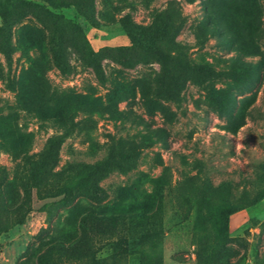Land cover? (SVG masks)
<instances>
[{"label": "rangeland", "instance_id": "374dc122", "mask_svg": "<svg viewBox=\"0 0 264 264\" xmlns=\"http://www.w3.org/2000/svg\"><path fill=\"white\" fill-rule=\"evenodd\" d=\"M9 6L10 59L0 47V264H154L147 256H116L110 245L143 236L151 222L129 215L158 205L152 219L163 233L156 264H205L203 246L217 230L201 214L220 202L227 237L216 264H264V0H14ZM163 12L183 20L176 36L183 54L170 65L179 86L156 58L130 46L122 27L126 15L147 25ZM217 25L235 34L236 44L219 40ZM59 29L69 41L70 73L54 63ZM120 47L135 57L133 66L110 54ZM88 49L103 52L104 81ZM54 136H64L57 170L111 152L133 158L100 182L104 201L79 196L64 205L62 194L31 187L25 152L8 142L30 138L31 155ZM163 173L169 183L159 202L155 179ZM185 195L196 201L192 210ZM88 209L128 216L96 230L91 220L82 225Z\"/></svg>", "mask_w": 264, "mask_h": 264}, {"label": "trees", "instance_id": "16d2710c", "mask_svg": "<svg viewBox=\"0 0 264 264\" xmlns=\"http://www.w3.org/2000/svg\"><path fill=\"white\" fill-rule=\"evenodd\" d=\"M14 2V0H0V17L2 20V25L0 26V47L4 50L7 57L11 58L12 44L10 41V35L12 32L13 24V11L10 9L9 3ZM178 15V14H177ZM213 18V17H211ZM213 20H215L213 18ZM183 20L174 19L172 13L163 12L156 16L154 21L150 24L144 25L139 24L131 19L129 15H126L122 19V27L128 33L131 38V47L133 49L142 52L144 57H154L162 65L165 76L169 80L179 86L181 79L176 76L174 71L171 70L170 65L175 61L180 60V56L183 54L181 45L176 41V36L178 35ZM225 27L216 26V31L219 40L226 42L230 45L236 44L235 34L228 33ZM5 34V37H4ZM2 36L4 41L2 42ZM68 39L66 34L62 30H58L57 38L52 42V53L55 65L63 73H70L72 66L67 58V46ZM162 43L166 44L168 48L162 47ZM73 47H76L74 43H71ZM103 52L94 51L93 49L87 50V59L91 66L94 68L97 76L101 81L105 79V73L103 65L101 62ZM113 54V58L120 64L130 67L133 66L137 61L135 57L128 52L127 47H120L116 50L110 51ZM206 68L203 70L205 71ZM61 98L56 100L57 104H61ZM80 103H85V99H80ZM64 116L69 112L68 103H64ZM97 105L93 104L89 109L93 111L96 109ZM226 113L231 114L230 111ZM30 138L24 137H12L9 139V144L11 150L15 152H25V161L29 168V181L31 187L38 190L47 189L48 193L46 196H57L62 194L59 200L64 205L69 204L74 199L79 196H84L94 202H102L107 197V191L100 185V182L109 174L113 168H119L121 170H126L127 166L124 162H128L133 155L127 153L126 155H121V160L118 159L114 152H111L106 159L100 160L96 163H75L69 164L65 169L57 170V166L60 159V150L64 143V136H54L50 138L46 146L42 151L34 153L31 155L27 154V144L30 143ZM70 173V176L64 177L66 174ZM63 179V181H61ZM155 194L159 202H161L165 186L168 185L169 181L166 174H161L155 179ZM204 187V186H203ZM207 187H209L207 185ZM205 191V188L203 189ZM27 196L30 195V191L27 192ZM44 196V195H42ZM185 202L188 204V210H192L196 201L192 203L191 198L186 195ZM156 209L147 210L144 209L139 213H131L129 216H141L147 221H150L151 226L146 230L145 234L134 242L126 238H118L116 241L111 243L112 253L116 256L125 255H142L147 256L154 264L162 259L161 243L159 238L163 233L162 228L158 222H154L152 219L157 215ZM226 208L224 202H220L217 208H209L201 214L203 217V223L206 220L213 221V225L217 230V235L212 242L203 246V251L207 250L208 257L205 259V264H216V259L219 255L226 250L225 240L227 237L226 227H224L223 212ZM215 209V210H213ZM128 216L124 213H98L93 209H88L87 213L84 214L82 219V225L87 226L88 220L93 221L94 226L91 229L107 230L116 222L119 218ZM214 216L215 218H213ZM153 220V221H152ZM25 221L24 213H19L16 219L17 224H22ZM106 221V226L101 228V224ZM111 230V229H110ZM113 232V231H112ZM62 242V241H59Z\"/></svg>", "mask_w": 264, "mask_h": 264}]
</instances>
